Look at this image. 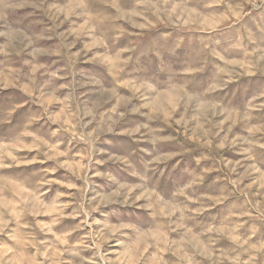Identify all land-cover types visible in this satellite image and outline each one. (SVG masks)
<instances>
[{
  "label": "rangeland",
  "instance_id": "1",
  "mask_svg": "<svg viewBox=\"0 0 264 264\" xmlns=\"http://www.w3.org/2000/svg\"><path fill=\"white\" fill-rule=\"evenodd\" d=\"M0 264H264V0H0Z\"/></svg>",
  "mask_w": 264,
  "mask_h": 264
}]
</instances>
